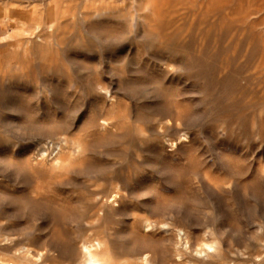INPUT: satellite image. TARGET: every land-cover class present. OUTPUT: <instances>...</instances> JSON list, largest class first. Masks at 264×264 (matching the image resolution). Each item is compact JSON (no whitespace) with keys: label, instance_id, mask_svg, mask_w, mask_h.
I'll use <instances>...</instances> for the list:
<instances>
[{"label":"rangeland","instance_id":"374dc122","mask_svg":"<svg viewBox=\"0 0 264 264\" xmlns=\"http://www.w3.org/2000/svg\"><path fill=\"white\" fill-rule=\"evenodd\" d=\"M0 86V264H264V0H0Z\"/></svg>","mask_w":264,"mask_h":264},{"label":"bare ground","instance_id":"6f19581e","mask_svg":"<svg viewBox=\"0 0 264 264\" xmlns=\"http://www.w3.org/2000/svg\"><path fill=\"white\" fill-rule=\"evenodd\" d=\"M76 76V75H75ZM78 76V75H77ZM49 77V76H48ZM54 77V79H56V78H58L57 76H53ZM65 78V79H64ZM44 78H42V79H34L33 81H29V80H26V81H23L22 83H20V82H14L13 84L17 87V88H19V87H22L23 89L24 88H29V87H31V86H33L34 88H36V90L37 89H39L42 93H45V90H47L48 88H47V86H49V84H48V81H50V80H48V78H47V84L48 85H46L45 83H46V81L45 80H43ZM53 79V78H52ZM81 78L78 76V77H75V78H70V77H63V80H65L66 81V84H65V88L66 89H68V90H70V91H68V92H70L74 97L75 96H77V98L82 94V96H88V95H90V94H92L93 96L94 95H96V91H98L99 89H104V86H103V84L101 83V81L98 79V78H96V80H94V82H93V85H92V87L94 88L92 91H90V93H82V91H80L79 89H78V84H80L81 83V81L82 80H80ZM52 81V80H51ZM56 81V80H55ZM54 81V84H57V82H55ZM62 81L60 80V83H61ZM64 82V81H63ZM8 83V82H7ZM59 83V84H60ZM61 84H63V83H61ZM9 86H11V84H9ZM8 86V87H9ZM58 86V85H57ZM1 87V86H0ZM4 87H6V85L4 86ZM15 87V88H16ZM50 87H52V85L50 86ZM49 87V88H50ZM60 88V87H59ZM1 89V88H0ZM22 89V90H23ZM30 89H33V88H30ZM56 89V88H55ZM54 89V90H55ZM26 90V89H25ZM50 90H52L51 88H50ZM50 90H48V91H50ZM24 91V90H23ZM32 91V90H31ZM50 92H52V91H50ZM24 93H26V91H24ZM30 93V92H29ZM56 93V92H55ZM59 93V92H58ZM31 94V93H30ZM68 94V93H67ZM86 94V95H85ZM53 95V94H52ZM22 96V95H21ZM28 96H29V94H28ZM27 96V97H28ZM42 96H44V95H41V97ZM54 96V95H53ZM97 96H99V95H97ZM23 97V96H22ZM48 98H50V97H48ZM53 98V97H52ZM45 99V98H44ZM40 100H43V99H41L40 98ZM45 101V100H44ZM43 101V102H44ZM50 101H51V98H50ZM74 101V100H73ZM70 102V101H69ZM35 103H37V102H35ZM38 103H40V102H38ZM42 103V102H41ZM46 103V102H45ZM114 103V102H113ZM49 104V103H48ZM117 105V103L115 102V104H113V106L115 107ZM68 107V106H67ZM114 109V108H113ZM176 109H177V107H176ZM178 111H180V109H178ZM94 112H96L95 110H94ZM98 113V112H97ZM96 113V115L95 116H97L98 114ZM177 114V113H176ZM179 114H177L176 115V117L178 116ZM181 116V115H180ZM180 116H178V119H180L181 117ZM96 118V117H95ZM177 119V118H176ZM177 119V120H178ZM179 121V120H178ZM103 122H104V124H103V126H102V128L103 129H108V128H111L112 129V127H114V123L115 122H112V123H108L106 120H103ZM117 123V122H116ZM118 125V124H117ZM173 145V144H172ZM77 148V147H76ZM56 155V154H55ZM58 155V154H57ZM54 161H56V164L57 165H59V158H55L54 159ZM54 161H52L53 163H54ZM71 161V160H70ZM72 163H73V161H71ZM70 163V162H69ZM71 164V163H70ZM72 165V164H71ZM70 166V165H69ZM61 168H63V167H61ZM61 168H59V170L61 169ZM127 177H128V179L127 180H129V177H130V175H127ZM138 178H140V177H138ZM130 179H131V177H130ZM114 180H116V179H114ZM113 180V181H114ZM118 180V179H117ZM137 180V179H136ZM112 181V180H111ZM110 181V183L112 184L113 182H111ZM124 181V180H123ZM138 181V180H137ZM137 181H133V182H137ZM140 181V180H139ZM115 183H116V181H114ZM128 182V181H127ZM114 183V186L116 185ZM120 183H121V180H120ZM134 184V183H133ZM110 185V184H109ZM113 185V184H112ZM129 185V184H128ZM127 185V186H128ZM132 185V184H131ZM135 185V184H134ZM120 187H121V185H120ZM245 187V186H244ZM116 188V187H115ZM122 188V187H121ZM102 190H104V189H102ZM106 191V190H105ZM99 192V191H98ZM102 193H103V198L101 199V200H103V199H105L104 197H106V200H109L110 198H112V197H110V195L107 193V195H109V196H107L106 194L104 195V192L103 191H101ZM54 193H56L55 191H54ZM102 193H94L93 194V196L94 197H99ZM114 193V192H113ZM35 196L38 198V200H40V201H42V202H46V204H50V203H54V204H56V208H58V210H60L61 211V209H63V210H66L67 209V207H70V203H72L71 202V200H70V197H66V196H62L61 194H59V193H56V194H47V193H40V192H36V194H35ZM115 196V195H114ZM116 196H118V195H116ZM120 197V196H119ZM113 198H115V197H113ZM118 198V197H117ZM120 199V198H119ZM112 199H110V201H111ZM116 201V200H115ZM115 201H113V202H115ZM133 204V203H132ZM132 207V206H131ZM134 207H135V205H134ZM88 208V207H87ZM90 208H91V212H93V214H94V211H96V210H98V212L100 211V212H102V209H101V207L99 208L98 207V203L97 204H95V205H91L90 206ZM133 208V207H132ZM135 208H137V207H135ZM94 216H96L95 214H94ZM101 216H102V218L105 216L104 215V212H102V214H101ZM95 227H93V229H94ZM133 229V228H132ZM94 242V241H93ZM95 242H96V240H95ZM88 243V242H87ZM91 244V243H90ZM95 244H97V246L99 247V249H93V245H85V246H88V247H86L85 249H86V257H85V261H84V264H113V262H112V258L111 257H109V255H108V253L106 252V251H103V250H100V248H101V244H100V242L98 241L97 243H95ZM84 248V247H83ZM146 256V255H145ZM143 257V256H142ZM141 257V258H142ZM141 264H151L150 263V261H148V258L147 257H144V258H142V260H141Z\"/></svg>","mask_w":264,"mask_h":264}]
</instances>
